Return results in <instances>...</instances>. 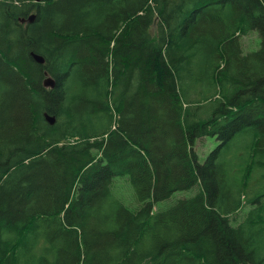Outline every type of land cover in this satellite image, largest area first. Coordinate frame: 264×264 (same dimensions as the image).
I'll list each match as a JSON object with an SVG mask.
<instances>
[{
	"label": "trees",
	"instance_id": "16d2710c",
	"mask_svg": "<svg viewBox=\"0 0 264 264\" xmlns=\"http://www.w3.org/2000/svg\"><path fill=\"white\" fill-rule=\"evenodd\" d=\"M37 1L0 0V264H264V0Z\"/></svg>",
	"mask_w": 264,
	"mask_h": 264
},
{
	"label": "rangeland",
	"instance_id": "374dc122",
	"mask_svg": "<svg viewBox=\"0 0 264 264\" xmlns=\"http://www.w3.org/2000/svg\"><path fill=\"white\" fill-rule=\"evenodd\" d=\"M153 29H154V34H155L156 33V27H154ZM240 41H241V45H242L241 48L242 49L244 48V53H250V52L256 51L260 48L259 46L261 45V37H260V35H258V31H253L250 34L243 36L240 39ZM207 140H209L211 143ZM207 140L199 141L197 148H196L201 162H204L208 153H210L213 150V148L216 146V142H215V146H214V143L210 139H207ZM115 179L117 180L115 188H114L116 191V194L129 207H131V208L136 207L137 202L135 200L134 191H133L131 184L128 181V178L116 177ZM197 191H198V187H195V188L188 190V191L176 192L170 199L158 202L156 209H157V211L167 209V208L171 207L172 205H174L178 199L190 198L191 196L195 195L197 193Z\"/></svg>",
	"mask_w": 264,
	"mask_h": 264
},
{
	"label": "water",
	"instance_id": "95a60500",
	"mask_svg": "<svg viewBox=\"0 0 264 264\" xmlns=\"http://www.w3.org/2000/svg\"><path fill=\"white\" fill-rule=\"evenodd\" d=\"M41 1L42 0H38V2H41ZM36 17H37V15L33 14L27 19H22L21 22L33 24L36 20ZM31 57L34 59L35 62H37L40 65H44L46 63L45 58L40 54L32 52ZM45 76H46V78L43 81V85L46 88H52V89L55 88L56 87V81L50 76L48 71L45 72ZM45 118H46L47 122L51 125L56 123V118L51 117L48 114L45 115Z\"/></svg>",
	"mask_w": 264,
	"mask_h": 264
},
{
	"label": "bare ground",
	"instance_id": "6f19581e",
	"mask_svg": "<svg viewBox=\"0 0 264 264\" xmlns=\"http://www.w3.org/2000/svg\"><path fill=\"white\" fill-rule=\"evenodd\" d=\"M37 2H38V1H37ZM225 9H227V8H225ZM225 9H223V10H225ZM226 11H227V10H225V12H226ZM227 12H228V11H227ZM231 12H232V11H231ZM231 12H230V13H231ZM237 12H238V11H237ZM223 15H226V14H223ZM239 16H240V15H239ZM225 18H226V16H224L223 19L226 20ZM237 31H238V30H237ZM241 33H242V32H241ZM234 36H235V35H234ZM240 38H242V37H240ZM240 44H241V42H240ZM37 54H38V53H37ZM246 54H247V53H246ZM40 55H41V54H40ZM42 56H43V55H42ZM43 57H44V56H43ZM44 58H45V57H44ZM45 60H46V59H45ZM45 64H46V63H45ZM45 64H44V65H45ZM46 71H47V70H46ZM46 71H45V72H46ZM44 74H45V73H44ZM50 74H51V73H50ZM182 80H183V79H182ZM185 80H186V79H185ZM187 80H188V79H187ZM183 81H184V80H183ZM179 83H180V82H179ZM181 83H183V82L181 81ZM178 86H179V85H178ZM180 88H181V87H180ZM180 88H179V89H180ZM189 97H190V96H189ZM185 98H186V96H185ZM178 99H179V98H178ZM188 99H189V98H188ZM188 99H187V100H188ZM190 99H191V98H190ZM190 99H189V100H190ZM188 103H189V102H188ZM228 107H229V106H228ZM56 121H57V119H56ZM53 125H54V124H53ZM114 128H115V127H114ZM91 142H92V141H91ZM67 143H68V142H67ZM83 143H84V142H83ZM89 143H90V142H89ZM69 144H70V143H69ZM71 144H72V143H71ZM84 144H85V143H84ZM219 212H220V211H219ZM164 230H165V229H164ZM134 244H135V243H134ZM85 254H86V252H85Z\"/></svg>",
	"mask_w": 264,
	"mask_h": 264
},
{
	"label": "crops",
	"instance_id": "0c3cea01",
	"mask_svg": "<svg viewBox=\"0 0 264 264\" xmlns=\"http://www.w3.org/2000/svg\"><path fill=\"white\" fill-rule=\"evenodd\" d=\"M242 46V45H241ZM260 49V48H259ZM243 52H244V48H243Z\"/></svg>",
	"mask_w": 264,
	"mask_h": 264
}]
</instances>
